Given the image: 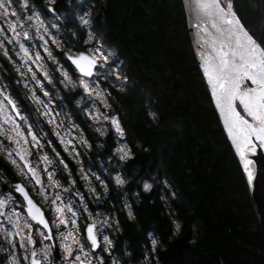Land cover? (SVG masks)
<instances>
[{"label": "trees", "instance_id": "trees-1", "mask_svg": "<svg viewBox=\"0 0 264 264\" xmlns=\"http://www.w3.org/2000/svg\"><path fill=\"white\" fill-rule=\"evenodd\" d=\"M33 1L42 8V0ZM49 3L62 15V30L71 47L83 50L85 29L73 15L74 0H48L46 5ZM86 3L92 6L97 34L126 77L121 89L110 86L106 96L107 112L118 117L125 131L123 142L133 152L131 158L119 163L126 184L117 187L111 174L101 172L110 167L107 161L115 154L113 131L107 129L100 136L75 101L78 91L65 90L57 79L55 83L63 94L65 110L81 125L92 145L80 151L79 160L100 172L109 184L107 194L98 186V208L108 214L113 210L120 213L121 231H113L114 245L119 243L124 251L133 253L136 264L139 251L147 247L138 242L147 239V230L152 229L164 242V247L158 248L159 264H264V233L198 69L181 0ZM234 4L252 34L264 38V0H234ZM0 59L9 81L15 72L2 54ZM150 111L154 117L148 115ZM44 125L49 130L46 140L54 142L78 178L73 157L46 122ZM0 169L13 176L1 158ZM144 180L153 185L150 192L143 190ZM165 180L170 187H165ZM161 196L168 197L181 222L175 235ZM129 197L135 220L121 212Z\"/></svg>", "mask_w": 264, "mask_h": 264}, {"label": "snow or ice", "instance_id": "snow-or-ice-1", "mask_svg": "<svg viewBox=\"0 0 264 264\" xmlns=\"http://www.w3.org/2000/svg\"><path fill=\"white\" fill-rule=\"evenodd\" d=\"M28 4L29 0H19L20 9H26ZM186 7L192 16L196 55L202 78L227 140L247 176L248 184L255 189L256 161L250 158V154L254 156L258 151H264V38L255 37L243 23L234 0H186ZM47 11L53 14L56 12L51 3ZM0 16L5 18L6 23V28H0V54L13 65L21 78L16 84H22L27 89L25 97L37 105L36 111L52 127V135L57 137L61 147L66 152L76 154L73 159L77 163L80 162L81 153L69 146L76 142L90 149L92 145L83 131L77 137L65 127L62 120L57 122L61 114L53 107L52 90L44 83L47 81V84L56 88L57 77L50 74L44 57L55 65L53 71L59 72V83L65 90L79 88L92 99V103L83 109L89 119L94 123L101 119L110 122L118 138L124 137L125 131L118 117L107 112L110 105L104 90L95 83V77L99 75L97 69L105 66L106 56L98 55L101 49L90 46L88 52H85L68 47L62 54H54L51 45H55L56 49L64 45L61 38L45 27L43 11L34 9L30 15L21 16L13 0H0ZM9 16L17 19L8 20ZM80 23L89 29L88 39L85 40L88 44L95 29L92 28L93 22L88 19L87 12L80 17ZM51 26L57 27L56 24ZM33 28L36 29L35 36L32 35ZM36 40L39 43H35ZM4 41L11 47L5 45ZM64 61L70 62L71 67L65 66ZM116 76L120 78L118 73ZM36 88L48 99L41 98ZM56 93L59 95L58 88ZM79 103L80 100H77ZM101 106L104 111H101ZM148 115L154 117L155 113L150 111ZM71 127L78 128L79 125L72 124ZM95 131L104 136L107 128L97 126ZM68 136L72 139H68ZM44 139L43 129L37 131L36 125L32 124L25 109L21 107L16 91L9 86H0V141H7L0 142V152L23 173L24 179L33 185V190L39 189V195L49 205L48 211H45L20 182L11 185L7 193L0 195V220L3 221L0 222V238L7 244V247L0 244V264H108L103 253L109 254L111 264H133L135 255L127 250L121 258L114 255L119 249H114L113 240L105 230L112 228L114 232L121 231L119 212L113 210L111 214H101L98 211L93 216L79 188L72 193L73 197H79V204L75 200L65 203L63 194L75 187L77 180L61 153L54 147V142L49 140L48 146L52 147L67 172V184L61 183L62 177L57 174L53 160L43 150ZM31 149L37 150L38 162L44 165L47 184L29 159L33 155ZM113 151L119 154L121 161L133 155L126 143H119ZM49 165H52L51 169ZM78 171L82 173L81 180L85 188L99 201L100 192L91 185L89 174L82 164ZM92 175L107 194V180L96 173ZM111 179L117 186L127 183L120 171H115ZM261 179L264 182V172L261 173ZM164 184L170 187L168 181L165 180ZM142 187L145 192H150L153 185L144 180ZM13 192L18 195L13 196ZM175 196L176 193L172 192V197ZM130 199L124 201L121 212L126 213L129 220H135L136 212ZM161 200L165 202L164 211L169 214L172 234L175 235L181 230V222L176 218L168 197L161 196ZM80 209H83L82 213ZM84 215L88 220L81 228L80 220ZM140 243L151 246L150 250L145 248L142 264H152L153 260L159 264L158 248L164 247L162 239L152 229H148L147 239H142ZM125 256L129 259H123Z\"/></svg>", "mask_w": 264, "mask_h": 264}, {"label": "rangeland", "instance_id": "rangeland-1", "mask_svg": "<svg viewBox=\"0 0 264 264\" xmlns=\"http://www.w3.org/2000/svg\"><path fill=\"white\" fill-rule=\"evenodd\" d=\"M48 1V0H45ZM15 6L18 9V14L21 16L24 15H30L31 12L35 9L38 11H43L33 0H29V4L27 5L26 9H20L19 8V0H13ZM74 10H73V15L80 20V17L87 12L88 13V19H90L93 23H92V28L95 29V31L92 34V39L89 41L88 44L85 43V40L88 39V34H89V29L85 28V38L83 40V44L85 45V49L83 51L88 52V49L90 46H94L96 48L101 49V51L98 53V55L100 56H106V60H105V66L103 68H98L97 72L99 73V75H97L95 77V83H97L101 89L104 90L105 93V97L107 96V90L110 86H116L117 88L121 89L123 87V82H124V78L122 76L121 71L118 69V61H115V56L114 53L108 49L103 41H102V37H100L97 34L95 25H94V21L91 15V8L92 6L90 4L86 3V0H74ZM48 6H46V11H43L44 16L42 17L46 23H45V27L49 29V31L56 35L58 38H61V43L64 45L63 48L61 49H56L55 45H51L52 48L54 49V54L56 53H60L63 50H67L68 47H71L72 43L66 39L65 34L62 30V26L61 24L63 23V17L61 14H58L57 12H55V14L53 13H49L47 11ZM55 15V19H53V16ZM8 20H16V17L13 16H9L7 17ZM31 23V22H29ZM52 24H56L57 27L53 28L51 25ZM0 28H6V23H5V18L3 16H0ZM32 35L35 36L36 34V29L33 28L32 30ZM10 34V33H9ZM69 43H68V42ZM5 45H7V41H4ZM35 43H39V40H36ZM50 43V42H49ZM8 47H11L10 45H7ZM89 54H91L89 52ZM45 59V63L48 65L49 68V72L51 75L57 77V80L59 81V72H55L53 71L55 68V65L52 64V62L50 60L47 59V57H44ZM2 61L0 59V86H9L12 89V83H16L17 80L21 79L17 73L15 72L13 65L10 64L8 62V64L11 67V70H13L15 72V77L13 78L12 82H9L6 74H4L1 70V65H2ZM119 74L120 78L117 79L116 74ZM78 75V74H77ZM42 79V77H41ZM45 85L50 88L52 90V99L54 101V105L53 107H55V110L60 112V117L57 118V122L59 123L61 120L63 121L65 127H67L69 129V131H71L75 136H79L80 132L84 130L81 128V125L77 122H75L68 114V111L65 110V106L63 104V94L61 93V90L59 89V95H57L56 93V89H57V85L56 88H53L52 85L47 84V81H44ZM56 84V83H55ZM21 89H22V94L25 100V103L27 105V109H25L23 106H21L22 108L25 109L26 113L28 114L29 119L31 120L33 125H36L37 127V131H40L41 129H43L44 131V135L47 139L48 137V132L49 130L47 128H45L44 122L47 123V121L44 119V117L39 116L38 112L36 111L37 105H35L33 102L29 101L24 93L27 92V89L24 88V86L21 84ZM36 91L38 93V95L41 96V98L43 99H48L47 97H43V93H41L39 91V88H36ZM74 91H78L77 95L75 97V101L77 102V100H80L79 105L82 106V108L84 109L85 107L89 106L92 103V99L86 95H84L83 90L80 89V93H79V89L74 90ZM42 110V109H41ZM101 111H104L103 107L101 106ZM84 112V111H83ZM85 116L88 117V115L84 112ZM89 118V117H88ZM91 124L93 125V130H95V128L97 126H104L107 129H111L113 131V133L116 136V148L118 147L119 143H124L123 142V138H118L117 134L115 133V131L112 129L110 122L108 121H103L102 119L98 122V123H94L93 120H91ZM42 122V123H41ZM72 124H77L79 125L78 128H72L71 125ZM47 125L49 126L50 131L52 132V127L47 123ZM27 126H25L26 128ZM61 132H63V129H61ZM85 135V133H84ZM55 136V135H54ZM86 136V135H85ZM56 137V136H55ZM57 138V137H56ZM44 139L42 141V143H44L45 147H44V151L48 152L50 158L53 160V163L55 165V168L57 170V174L60 175L62 177L61 183L63 184H67V172L64 170V166L61 165L59 163V159L56 157V153L52 151V147L48 146V141ZM68 139H72L71 136H68ZM30 141V138H29ZM3 143H7V141H0ZM59 142V141H58ZM71 147H75L79 152L82 149H85L80 143H76L74 142L72 145L69 146ZM33 155L29 158L31 159L32 163L34 164V166H36L38 168V170L41 172V174L43 175V180L45 182V184H47V175L44 174V165L42 163H39V156L36 155L37 150L36 149H31ZM69 155H71L72 157H74L76 154L75 153H71L68 152ZM114 156L113 158L109 161H107L108 164H110V167H105L104 169H102V173H108L111 174V176L114 174L115 171H119V163L121 162V160L119 159V154L117 152H114ZM0 157L1 159H3V161H5L7 163V165L11 168H13L14 170L17 171V178H19L24 184H26L28 187H30L33 196L36 198V200L42 205L43 209H45V211H48L49 209V205L46 204L43 201V198L39 195V189L37 188L36 190H33V185L30 184L28 182V180L24 179L23 173H20L18 171V169L16 167H14L8 159L5 158L4 153L0 152ZM80 161V160H79ZM110 162V163H109ZM60 164L61 165V169L59 170L57 168V165ZM82 164V162L80 161L79 163H77V161L74 159V170L76 171L78 178L76 177V174L73 171V168L70 166L73 176L75 177V179L77 180V185L75 187L70 188L68 193H64V197H65V203L68 200H75L76 204H79V197H73L72 193L76 190V188H79L81 194L86 198V201L90 207V210L93 214V216L96 215V213L99 211L101 214H104L106 212L102 211L101 209L98 208V204L100 203L99 201H96V198L92 195L91 192L88 191L87 188H85L84 186V181L81 180V175L82 173H80L78 171V169L80 168V165ZM83 165V164H82ZM84 169L88 172L89 177H90V182L91 185L93 187H95L98 190V186L102 188V186H100L99 182L96 181L95 176L92 175V173H96L98 175H101L103 177V175L100 172L94 171L92 170L90 167H86L84 166ZM49 168H52V165H49ZM10 180L11 178L4 172V170L0 169V195H4L5 193H7L9 191V187H10ZM121 187V186H118ZM16 194L13 192V196H15ZM81 213L83 212V209H80ZM49 219H51V214H49ZM88 220V217L86 215L82 216L81 220H80V227L83 228L84 227V222ZM0 222H3L2 220H0ZM6 227H10V225H6ZM107 231V233L110 235V238L113 240V247L114 245V238H113V229L112 228H106L105 229ZM0 244L4 245L5 247H7V244L4 242V240L2 238H0ZM148 247V245H147ZM103 248V241L101 238V250ZM57 259H59V250L57 248ZM103 255L106 257V259L108 260V264H111V257L109 256L108 253H103Z\"/></svg>", "mask_w": 264, "mask_h": 264}, {"label": "water", "instance_id": "water-1", "mask_svg": "<svg viewBox=\"0 0 264 264\" xmlns=\"http://www.w3.org/2000/svg\"><path fill=\"white\" fill-rule=\"evenodd\" d=\"M181 3H182V6H183V10H184V14H185V20H186V26H187V31H188V36H189V39L192 43V49L194 51V54L196 56V60H197V65H198V68H199V62H198V57L196 55V40H195V37H194V29L192 28V16L188 10V8L186 7V0H181ZM89 54V53H88ZM70 63V62H69ZM200 70V68H199ZM200 73L202 74V71L200 70ZM204 84L206 85V82L204 81ZM207 87V86H206ZM208 90V89H207ZM208 94L210 96V93L208 91ZM211 97V96H210ZM212 101V100H211ZM213 104V103H212ZM214 106V104H213ZM215 109V108H214ZM216 112V110H215ZM217 115V118L219 120V117H218V114L216 113ZM219 123L221 125V128L223 130V126H222V123L220 122L219 120ZM224 132V130H223ZM225 136H226V133L224 132ZM227 138V137H226ZM229 142V141H228ZM230 144V142H229ZM231 146V145H230ZM232 148V147H231ZM234 154H235V151L234 149L232 148ZM236 156V154H235ZM237 157V156H236ZM250 158L251 159H254L256 161V176H257V170H260L261 172H264V151H258L254 156L252 154H250ZM237 159L239 160V158L237 157ZM243 174H244V177L246 179V182H247V185H248V189L251 191V193L253 194L254 196V199H255V202L258 204V202L260 203V200L264 199V192L261 190L260 186H259V181L261 179H257L255 177V189L251 188L248 184V181H247V176L246 174L244 173L243 171ZM34 247L36 245H33Z\"/></svg>", "mask_w": 264, "mask_h": 264}, {"label": "flooded vegetation", "instance_id": "flooded-vegetation-1", "mask_svg": "<svg viewBox=\"0 0 264 264\" xmlns=\"http://www.w3.org/2000/svg\"><path fill=\"white\" fill-rule=\"evenodd\" d=\"M12 89H17L14 85H12ZM18 90V92H19V94H20V96H18L19 97V100H20V102H21V106H23V107H26L27 105H26V103H25V100H24V97H23V94H22V89H17ZM16 91V90H15ZM17 93V92H16ZM18 95V94H17ZM1 158V157H0ZM1 160H3V159H1ZM5 162V161H4ZM5 164L7 165V163L5 162ZM8 166V165H7ZM9 167V166H8ZM9 169L11 170V173L13 174V176L11 177V176H9L10 178H11V180H10V186L11 185H14L16 182H20V183H22L24 186H25V188L29 191V193H30V195L33 197V193H32V191H31V189H30V187H28L26 184H24L19 178H17V171L16 170H14L13 168H11V167H9ZM15 193V192H14ZM16 194V193H15ZM16 195H18V194H16ZM114 195H116V194H114ZM117 196V195H116ZM35 200H36V198L35 197H33ZM127 200V199H126ZM127 217V216H126ZM120 234V233H119ZM120 236V235H119ZM118 247V251H115L114 252V255H116L117 256V258H121V256H122V253L123 252H125L124 251V249H123V246H121L119 243H117V244H115V246H114V249L115 248H117ZM150 245H148V247H146V248H148L149 250H150ZM120 248L122 249V250H120ZM144 251H145V248L144 249H142V250H140L139 251V253H138V255L140 256L138 259H137V263L136 264H142V257H143V253H144ZM126 258V256L125 257H123V259H125ZM129 258V257H128ZM155 262V260H153L152 261V263H154ZM135 263V261H133V264Z\"/></svg>", "mask_w": 264, "mask_h": 264}, {"label": "bare ground", "instance_id": "bare-ground-1", "mask_svg": "<svg viewBox=\"0 0 264 264\" xmlns=\"http://www.w3.org/2000/svg\"><path fill=\"white\" fill-rule=\"evenodd\" d=\"M190 40V39H189ZM190 44H191V47H192V43H191V41H190ZM105 45V44H104ZM106 46V45H105ZM235 158H236V160H237V162H238V164L240 165V162H239V160L237 159V157L235 156ZM240 167H241V170L243 171V168H242V166L240 165ZM258 172H257V176H256V178L257 179H261V171L260 170H257ZM259 186H260V188H261V190L264 192V182H262V179L259 181ZM249 190V189H248ZM249 194H250V196H251V199H252V201H253V203H254V207H255V210H256V212H257V215H258V219H259V223H260V226H261V228H262V231H263V233H264V199H262V200H260V203L258 202V204L255 202V199H254V196H253V194L251 193V191L249 190ZM125 259H129L128 257H126Z\"/></svg>", "mask_w": 264, "mask_h": 264}]
</instances>
